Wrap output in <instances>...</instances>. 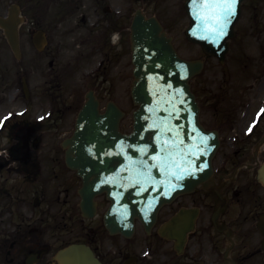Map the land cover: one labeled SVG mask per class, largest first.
<instances>
[{
  "label": "flooded vegetation",
  "instance_id": "1",
  "mask_svg": "<svg viewBox=\"0 0 264 264\" xmlns=\"http://www.w3.org/2000/svg\"><path fill=\"white\" fill-rule=\"evenodd\" d=\"M10 3L19 5L27 22L20 28L23 58L18 67L8 65L12 52L0 28V115L25 112L22 116L15 115L0 131V264H60L56 254L72 243L89 245L103 264H146L138 255L143 246L112 235L105 228L103 217L110 205L107 194L95 197L97 216L83 218L79 195L83 182L65 160L62 144L56 143L55 132L62 130L57 122L58 106L53 95H45L49 92L45 83L54 87L64 68L73 67L82 56H87L91 63L101 62L102 67H131L130 23L134 4L125 5L121 0H50L45 7L39 0H0V12ZM107 3L118 6L111 9L105 7ZM88 4L96 9L97 15L88 16L90 21H97L96 31H87V18L83 14L85 31L79 33V40L85 53L77 56L71 48L72 8H86ZM39 30L45 32L47 40L42 52L33 42ZM48 111H52L49 113L52 116L38 122L37 118ZM207 118L205 125L210 128L213 125ZM235 130L240 132V128ZM263 134L264 130H260L254 134L255 138L238 143L241 159L230 163L231 158L220 167L223 173L215 181L226 189L227 195L233 193V185L237 183V176L232 178L228 172L251 162L249 153L257 149ZM260 159L264 160V151ZM252 178L256 179V172L243 180L242 185L252 189L256 199L253 207L247 214H234L227 197L226 201L219 200L225 208L218 224L220 232L211 223L199 224L190 239L191 264H205L210 258L218 264H264V235L258 228L260 215L264 214V190ZM201 193L214 198L215 188L207 184ZM183 200L184 197L168 206L164 213L182 208ZM145 246L154 255L167 257L165 246L150 241ZM222 248L229 251L228 257L223 256ZM213 253L215 256H211Z\"/></svg>",
  "mask_w": 264,
  "mask_h": 264
},
{
  "label": "water",
  "instance_id": "2",
  "mask_svg": "<svg viewBox=\"0 0 264 264\" xmlns=\"http://www.w3.org/2000/svg\"><path fill=\"white\" fill-rule=\"evenodd\" d=\"M243 1L236 0L234 14L228 18L226 27L223 29L225 34L219 36L218 33L221 29L214 20L201 19L202 15H213L211 10L203 9L205 0H194L192 13L193 16H198V20H193V28L189 37L201 44L206 52L218 56L223 61L229 48V43L226 41L235 35L234 25L241 15ZM207 2L222 3L223 0H207ZM210 28H216L217 31H210ZM134 41L136 82L133 96L139 109L134 118L135 131L132 135L125 136L124 139L137 147L135 149L130 146L127 152L132 154L134 159L152 162L154 159L169 155L164 148V144L169 140L172 160L176 159L177 151L179 155H183V190L189 191L210 177L212 174L211 161L219 146L215 136L211 135V138L206 139L203 135L204 129L199 122L200 109L188 83L189 79L200 71L202 63H190L181 59L176 53L171 39L167 38L155 18L147 20L143 15H137ZM88 112L95 113V116H90V119L85 117ZM98 112L96 103L92 102L88 103L84 109L79 122L80 139L75 142L80 145L77 146V151L81 152L85 149L81 147L82 144H118L116 140L100 141L97 137H100L103 130L107 128L118 129L121 119V116L117 115L118 109L115 108L117 116L114 118L99 115ZM112 112L110 109V113ZM85 118L89 119L91 123L86 124ZM83 132H92L85 133L86 136L90 135L91 137L86 138ZM176 137L181 146L179 150L175 146ZM87 150L93 153V150H98V148L92 146ZM81 158H83L82 155ZM85 158L96 159L91 155H85ZM115 158L124 161L126 157L119 152ZM125 191L127 192V190ZM155 219L156 213L152 215L153 222ZM191 227L192 224H189L187 229Z\"/></svg>",
  "mask_w": 264,
  "mask_h": 264
},
{
  "label": "rangeland",
  "instance_id": "3",
  "mask_svg": "<svg viewBox=\"0 0 264 264\" xmlns=\"http://www.w3.org/2000/svg\"><path fill=\"white\" fill-rule=\"evenodd\" d=\"M256 1L260 5L256 12L249 10V6L245 8L243 17L237 25L238 35L233 40L232 49L225 65H220L215 58L208 57L206 67H209V71L206 72L207 74H212L213 67H264V2L262 4L260 0ZM146 2L149 14L158 13L161 16L169 33L175 37L182 55L188 59L201 58L202 50L194 45H189L184 38L183 32L188 26V20L183 19L182 22L177 23L173 18L178 13L179 4L169 0L164 8L162 6L165 4L164 0H147ZM242 52L247 54L248 59L245 60L244 54L240 55ZM237 79L242 80L241 77ZM262 79L264 81V76ZM99 95L103 102L107 101L110 96L115 97L128 112L134 108L128 99L129 92L126 87L118 86V88L112 89L104 86L101 87ZM127 122L129 120L125 121V124Z\"/></svg>",
  "mask_w": 264,
  "mask_h": 264
},
{
  "label": "snow or ice",
  "instance_id": "4",
  "mask_svg": "<svg viewBox=\"0 0 264 264\" xmlns=\"http://www.w3.org/2000/svg\"><path fill=\"white\" fill-rule=\"evenodd\" d=\"M235 3L236 0H223V2H212L209 3L207 0H205V3L203 4L204 10H211V13L213 15L209 16L207 14L202 15V20L212 19L215 21L217 25L220 27V31L218 33L219 36H223L225 33L223 29L226 27V23L228 21V18L234 14L235 11ZM210 31H217L216 28H210Z\"/></svg>",
  "mask_w": 264,
  "mask_h": 264
}]
</instances>
